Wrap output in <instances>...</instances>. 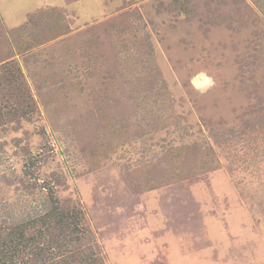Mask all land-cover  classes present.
Wrapping results in <instances>:
<instances>
[{
  "label": "rangeland",
  "instance_id": "374dc122",
  "mask_svg": "<svg viewBox=\"0 0 264 264\" xmlns=\"http://www.w3.org/2000/svg\"><path fill=\"white\" fill-rule=\"evenodd\" d=\"M51 197L97 264H264V0H0V226Z\"/></svg>",
  "mask_w": 264,
  "mask_h": 264
},
{
  "label": "trees",
  "instance_id": "16d2710c",
  "mask_svg": "<svg viewBox=\"0 0 264 264\" xmlns=\"http://www.w3.org/2000/svg\"><path fill=\"white\" fill-rule=\"evenodd\" d=\"M80 214L76 207L51 197L48 212L38 218L0 226V232H4L0 238V264H97L93 252L72 250L73 245L76 248L83 241Z\"/></svg>",
  "mask_w": 264,
  "mask_h": 264
},
{
  "label": "crops",
  "instance_id": "0c3cea01",
  "mask_svg": "<svg viewBox=\"0 0 264 264\" xmlns=\"http://www.w3.org/2000/svg\"><path fill=\"white\" fill-rule=\"evenodd\" d=\"M19 8V7H18Z\"/></svg>",
  "mask_w": 264,
  "mask_h": 264
}]
</instances>
